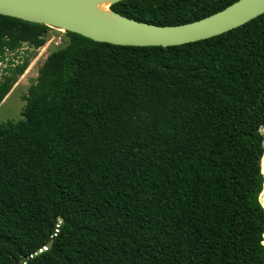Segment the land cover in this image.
<instances>
[{"label": "trees", "instance_id": "trees-1", "mask_svg": "<svg viewBox=\"0 0 264 264\" xmlns=\"http://www.w3.org/2000/svg\"><path fill=\"white\" fill-rule=\"evenodd\" d=\"M236 1L110 9L176 26ZM49 29L0 15V52ZM65 35L0 124V264H264V14L166 48Z\"/></svg>", "mask_w": 264, "mask_h": 264}, {"label": "water", "instance_id": "water-1", "mask_svg": "<svg viewBox=\"0 0 264 264\" xmlns=\"http://www.w3.org/2000/svg\"><path fill=\"white\" fill-rule=\"evenodd\" d=\"M103 0H0V15L70 32L94 42L116 46L173 47L210 39L264 14V0H237L223 10L198 21L157 26L128 19L110 6L124 0H108L111 19L98 16L93 6ZM264 135V129L262 131ZM263 155L259 161L263 177ZM261 191V193H262ZM259 194L258 200L264 210ZM264 245V233H263ZM50 243L47 245V248Z\"/></svg>", "mask_w": 264, "mask_h": 264}, {"label": "rangeland", "instance_id": "rangeland-1", "mask_svg": "<svg viewBox=\"0 0 264 264\" xmlns=\"http://www.w3.org/2000/svg\"><path fill=\"white\" fill-rule=\"evenodd\" d=\"M58 42V44H55ZM68 42L65 32L50 28L45 36V44L37 49L22 76L13 85L11 91L0 104V124L7 122L16 123L22 119L21 111L25 104L24 96L30 85L36 81L38 69L46 57L53 51L62 48ZM263 193V191H262ZM261 193V195H262Z\"/></svg>", "mask_w": 264, "mask_h": 264}, {"label": "built area", "instance_id": "built-area-1", "mask_svg": "<svg viewBox=\"0 0 264 264\" xmlns=\"http://www.w3.org/2000/svg\"><path fill=\"white\" fill-rule=\"evenodd\" d=\"M55 44H58L56 42ZM44 46V45H43ZM37 49L30 47L24 43L15 50H9L7 48L0 52V81H3L5 77L11 75V71L17 66L21 65L25 58L29 57L31 53Z\"/></svg>", "mask_w": 264, "mask_h": 264}, {"label": "bare ground", "instance_id": "bare-ground-1", "mask_svg": "<svg viewBox=\"0 0 264 264\" xmlns=\"http://www.w3.org/2000/svg\"><path fill=\"white\" fill-rule=\"evenodd\" d=\"M109 4L110 1L108 0H103L99 3H97L96 5L93 6V11L100 17H103L107 20L111 19V15L109 12ZM264 191V190H263Z\"/></svg>", "mask_w": 264, "mask_h": 264}]
</instances>
